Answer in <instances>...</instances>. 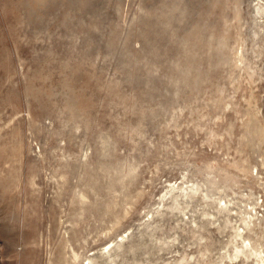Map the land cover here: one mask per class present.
Returning <instances> with one entry per match:
<instances>
[{
	"label": "rangeland",
	"instance_id": "1",
	"mask_svg": "<svg viewBox=\"0 0 264 264\" xmlns=\"http://www.w3.org/2000/svg\"><path fill=\"white\" fill-rule=\"evenodd\" d=\"M264 0H0V264H262Z\"/></svg>",
	"mask_w": 264,
	"mask_h": 264
},
{
	"label": "bare ground",
	"instance_id": "2",
	"mask_svg": "<svg viewBox=\"0 0 264 264\" xmlns=\"http://www.w3.org/2000/svg\"><path fill=\"white\" fill-rule=\"evenodd\" d=\"M262 264H264V261H262Z\"/></svg>",
	"mask_w": 264,
	"mask_h": 264
}]
</instances>
